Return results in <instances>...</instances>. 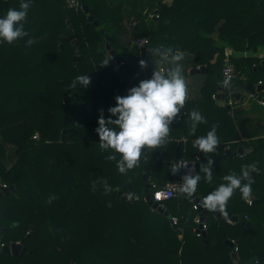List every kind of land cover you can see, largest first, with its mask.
<instances>
[{
	"label": "trees",
	"instance_id": "obj_1",
	"mask_svg": "<svg viewBox=\"0 0 264 264\" xmlns=\"http://www.w3.org/2000/svg\"><path fill=\"white\" fill-rule=\"evenodd\" d=\"M81 2L88 13L67 7L65 0H31L24 22L29 36L13 44L0 43V183L16 189L4 194L0 187V264H236L230 257L233 248L226 240L235 241L239 261L255 256L253 264H264V137L243 131L229 108L216 105L212 98L223 87L221 67L225 58L236 71L229 87L238 85L240 90L258 81L264 85V76L260 75L264 59L242 55L264 47V0ZM20 3L0 0V18L9 8L19 10ZM141 5L146 10L134 22ZM89 15L97 26L89 21ZM103 22L105 29L96 30ZM145 22H149L147 28ZM140 28L146 31L140 32ZM104 33L111 38L107 44L115 50L123 44L128 46L135 38L146 37V47H151L152 53L157 48L163 53L168 47L172 48L169 57L177 50L184 52L185 58L179 62L183 75L189 63L193 68L205 67L200 95L187 100L180 119L170 125L169 142L155 150L142 149L144 155L138 167L124 175L115 161L106 159L115 154L119 160L120 155L99 147L95 129L100 110L105 119L109 118L108 109L115 106V97L126 95L145 77L122 68L127 62L118 57L119 50L114 59L124 61L120 78L114 76L111 63L103 65L107 55L103 57L97 49ZM71 34L78 42V66L72 60L76 46ZM29 38L35 43L26 47ZM226 48L231 50L228 56ZM257 65L260 69H255ZM78 75L89 76L91 84L87 88L80 84L70 87ZM69 96L73 99L67 103ZM258 96L264 97V87ZM193 108L207 123L199 124L195 134L190 135L189 113ZM213 124H217L218 148L213 153H197L195 139L206 135ZM35 132L38 140L32 139ZM182 136L185 141H177ZM243 145L250 151L232 155ZM227 149L231 152L226 153ZM162 151V158H155ZM198 155L196 174L202 179L194 194L201 201L224 183L223 176L230 172L240 175L242 165L255 163V171L259 172L250 176L251 197L257 202L249 205L237 189L227 203V213H242L238 222L229 224L225 219L217 221L210 213L205 215V249L202 236L195 233L198 211L192 199L179 193L164 204L170 216L177 218V227L183 228L178 238L169 218L152 210L144 200L149 192L142 179L146 173L147 183L162 185L173 177L168 162ZM209 159L214 161L210 184L200 171ZM162 175L166 177L163 181ZM50 195L56 199L47 204ZM185 202L189 203L186 207ZM190 210L197 214L190 218ZM222 225L238 230L223 232ZM191 231L194 238L188 240ZM16 241L27 249L24 260L2 252V244Z\"/></svg>",
	"mask_w": 264,
	"mask_h": 264
},
{
	"label": "clouds",
	"instance_id": "obj_2",
	"mask_svg": "<svg viewBox=\"0 0 264 264\" xmlns=\"http://www.w3.org/2000/svg\"><path fill=\"white\" fill-rule=\"evenodd\" d=\"M31 7V0L25 2L21 0L19 10L9 8L6 15L0 18V43L13 44L14 42L29 36L24 29L27 13ZM35 43L33 38L26 41V47ZM172 48L168 47L163 53L157 48L153 54L159 56L157 67L153 68L151 78L141 79L138 86H133L127 90V94L115 97V106L110 107L109 118L105 119L103 110H100L98 127L95 129L99 137V147L102 150H111L119 154L109 155L107 160L115 161L120 174H127L129 170L138 167L141 157L144 155L142 149L155 150L165 146L169 142L171 132L170 125L181 114L186 101L189 99V89L187 81L183 75V65L179 63L185 58V53L177 50L175 55L169 57L167 53ZM109 59L103 62L107 66ZM140 67H147V62L141 60ZM172 64L173 67H166ZM231 77L222 81L224 87L230 86ZM80 84L87 88L91 84V78L87 75H78L71 82L70 87L75 88ZM111 117H116L112 119ZM190 135H194L199 124H206L207 120L200 111L193 108L189 113ZM115 125V127H109ZM217 124H213L211 130L206 135L199 136L194 141V147L203 153H213L219 146V138L216 135ZM214 161L209 159L206 165H202L200 171L204 173L203 179L206 183H211L213 179L212 165ZM185 165H173L171 172L176 174L180 167ZM256 164L242 165L241 174L235 172L222 177L224 183L219 184L213 191L209 192L201 201L203 208L220 212L227 217V203L239 189L241 198L251 202L252 183L250 170H255ZM194 168L182 177L183 183L179 185V193L183 196L191 197L196 191L202 177L200 174H193ZM246 181V183H242ZM95 191V187H93ZM108 191H111L109 188ZM157 198L163 195L158 192ZM56 197L50 195L46 201L51 204ZM110 206V205H109Z\"/></svg>",
	"mask_w": 264,
	"mask_h": 264
},
{
	"label": "water",
	"instance_id": "obj_3",
	"mask_svg": "<svg viewBox=\"0 0 264 264\" xmlns=\"http://www.w3.org/2000/svg\"><path fill=\"white\" fill-rule=\"evenodd\" d=\"M83 10H84L85 13H88V8H87V6L85 4H83ZM145 10H146V7L144 5H141L138 8L137 13H136L133 21L136 22L142 16V14L145 12ZM88 19H89V21H92L94 26L98 25L97 21L93 20L92 16L89 15ZM68 20H69V16H67V21ZM71 27L73 28L72 24H71ZM64 36L65 35H61V37H64ZM105 36L107 37V34ZM71 37H72V40H71L72 43H74L75 46H76L75 53H74V55L72 57V60L76 63V66H78L79 65V61H80V55H79L78 48H77L78 42L75 39V34H71ZM105 49H106V51L109 54H111L113 56H115V54L117 52V50L111 48V46L109 44L105 45ZM162 51L163 50L160 49L161 53H162ZM260 65H257V67L255 69H260ZM112 69H113V73H114L115 77H119L120 78L122 76V70L120 69L119 65L117 64V60L116 59H114L112 61ZM204 70H205V68L203 66H200L199 68H192L190 70V74L192 75V74H195V73H199L200 71H204ZM253 86L254 85L252 83H247L246 84V90L253 91L254 90ZM263 87H264L263 84L256 85V90L260 91L261 89H263ZM226 88L227 87H224V86L222 87L223 90L226 89ZM230 97L238 98L239 94H235L234 95V93H231L230 96H226V93H221V94H217V98L216 99H218V100L221 99V100H223V102L228 104ZM72 99H73V96H69L66 99V102L68 103V102L72 101ZM26 121H27L26 118L23 119V122H26ZM19 122H21V121H18V123ZM248 151H249V149L243 150V148L241 146H239L236 149V151H234V152H231V150L227 149L226 153H230L231 152L232 155H236V154L242 155L243 153H247ZM198 152H200V151L198 150ZM163 153H164V151H162L161 154L159 156H157L158 160L161 159ZM197 157L200 158V155H198ZM142 159H143V157H141V160ZM167 165H169V163H167ZM258 174H259V172L255 171V170H251L250 171V176H252V175L256 176ZM142 179L145 182V187H144L145 191H147L148 188H149V183L146 182L147 179H148L146 173L143 174ZM15 190L16 189L13 187V185H9L7 188L1 189V193L8 194L9 192H14ZM123 197L127 198V195L124 194ZM190 198L192 199L193 203L197 204V211H198L199 219H200L201 223L204 222L205 215L207 213L212 214L217 219V221H220L221 219L226 218L224 215H222L218 211L212 212V211H209V210H204L202 208L201 204H200L201 200H200L199 196H196L195 194H193ZM144 200L147 202V204L151 207L152 210H156V211L162 213L164 216L168 217L170 222L172 223V218H171L170 214L165 209H162L160 206H157L156 203H153L149 199V194L145 195ZM254 202H257V199H254ZM227 217H231L232 220H235V218H236L234 215H231L230 213H227ZM200 227H201V225H199L198 229H196V233L199 232ZM3 228L4 227H2V229ZM172 228L175 229L177 234H181V229L178 228L176 224L172 223ZM30 229L33 230V227L31 226ZM201 236L203 238V248L205 249L206 248V242H207V240H206V231H201ZM226 244H228V246H230V247L233 246V244H232V242L230 240H226ZM1 249H2V252L11 253L12 255H18V256L22 257L23 260L25 259V257L23 256V253H24V251L27 250L24 246H22L21 242H19L18 244L11 243L10 245H3ZM230 257L233 260V262L236 263V264H248V263L249 264H253L255 262V260L257 259L254 256L249 261H239V256H238V253L236 251H231L230 252Z\"/></svg>",
	"mask_w": 264,
	"mask_h": 264
},
{
	"label": "built area",
	"instance_id": "obj_4",
	"mask_svg": "<svg viewBox=\"0 0 264 264\" xmlns=\"http://www.w3.org/2000/svg\"><path fill=\"white\" fill-rule=\"evenodd\" d=\"M65 3L67 5V7L69 8H74V9H83V4L81 2V0H65ZM150 16H154L157 17V15L154 14H150ZM134 44H136L138 47L143 48L146 47L149 44V41L146 37H138L135 38V40L133 41ZM229 51L225 50V54L228 56L229 55ZM107 59H109V63L112 64V61L114 60V56L111 54H107ZM117 64L119 65V67L124 65V61H117ZM200 66L197 65L195 68H199ZM221 75L224 79L231 77V82H233V80L236 77V71H235V66L234 64L228 59L225 58L224 64L221 67ZM256 85H261V81H258L257 84H254V90L253 91H249L248 92V98H257L258 101L264 105V100L258 98V92L256 90ZM212 98L216 99L217 96L216 94H212ZM231 103V100L229 98V102L228 104ZM177 119H180V115L177 117ZM32 139L38 140L39 139V134L38 132H35L32 135ZM183 140H185L184 138H182ZM199 158L197 156H195V158H185V157H179V158H175L173 159L170 163H169V168L171 171V167L173 165H185L187 164V168L184 167H180L178 169V171L176 172V174H173V177L167 179L162 185H158L155 182H151L149 184V188L148 190L150 191L149 194V199L153 202L156 203L157 206H160L162 209H165V202L168 201L169 199H171L172 197H175L179 194V185L183 183L182 177L186 174H188L190 172V169L194 168V172L193 174H196L197 172V162H198ZM0 187L3 188H7V184L1 182L0 183ZM158 192H162L163 195H161L159 198H157V193ZM251 199V202L246 201L249 205H251L253 203V199ZM195 209H197V204L194 203L193 206ZM246 218V216H244ZM172 218V223L176 224L177 223V218L176 217H171ZM195 223H197V228L199 227V225H201L199 232L196 233V229H195V233L197 235H201V231H206V225L205 223H201L200 219H199V214L194 218ZM225 221L229 224H234L236 222H238L239 220H232L231 217H226ZM28 233V232H27ZM233 244L232 248L233 251H237V246L234 240H230ZM19 241H16L15 244H18ZM4 244L1 245V247Z\"/></svg>",
	"mask_w": 264,
	"mask_h": 264
},
{
	"label": "crops",
	"instance_id": "obj_5",
	"mask_svg": "<svg viewBox=\"0 0 264 264\" xmlns=\"http://www.w3.org/2000/svg\"><path fill=\"white\" fill-rule=\"evenodd\" d=\"M262 48H264V47H262ZM262 48H259V50ZM227 49L230 52V49L229 48H227ZM259 50L256 53L245 52L242 55H244V56L245 55H256L258 57L264 58V55L262 53H260ZM258 52H259V54H258ZM130 57H131L132 61H130L129 65H130V69L132 70L134 75H137V76L142 75L145 78H151V74H152L153 69H150L148 67L141 68L140 64L138 63V58L135 56V64H134V63H132L134 61L133 55L130 54L129 60H130ZM139 57L142 60L143 57L140 54H139ZM148 61H150V59ZM166 67L170 68V66L168 64ZM192 68H193L192 65L190 66V63H189L188 68L186 70V73L184 74V77L187 81V85H188V89H189V99H196L200 95V86L205 79V77H204V71L205 70L191 75L190 70ZM241 79L244 80L245 77H242ZM253 85H254V83H253ZM229 89H230V87H227L224 90L222 89V87L219 88L218 91L215 92L216 96H217V94H221V93H226V96H230L231 93H234V95L239 94V97L238 98L230 97V100H231L230 104H226L221 99L220 100L215 99L214 103L216 105L227 106V108H229V114L233 118L234 122L243 131L247 130V131L251 132L253 135H255L254 137H264V105H262L258 101L257 98H252L253 100H248L249 98L247 96H248L249 91L246 90V88L240 89L238 92L227 93V91ZM260 97L261 96H258V98H260ZM260 99L264 100V97H261ZM205 104H206V101H205L204 105ZM182 138H184V137L182 136L177 141H185ZM241 147L243 148V150L249 149V151H250V149H251V148H246L244 145ZM229 150H231V149H229ZM197 153H199L198 149H197ZM163 154H162V156H163ZM253 202H254V200H253ZM223 219H225V218H223ZM178 235L181 236V234H178Z\"/></svg>",
	"mask_w": 264,
	"mask_h": 264
},
{
	"label": "rangeland",
	"instance_id": "obj_6",
	"mask_svg": "<svg viewBox=\"0 0 264 264\" xmlns=\"http://www.w3.org/2000/svg\"><path fill=\"white\" fill-rule=\"evenodd\" d=\"M148 25H149V22H145V28H147L148 27ZM103 30V29H105V24H104V22L103 23H101L98 27H96V30ZM139 31L140 32H145L146 31V29H143V28H140L139 29ZM108 34V33H107ZM105 35H106V33H104L103 34V36H104V38H102V40L100 41L101 43H103L102 45H100V42H99V45H98V47H100V48H98L97 49V51H101V55L103 56V57H105L107 54H108V52L106 51V49H105V45L107 44V43H110V41H111V38L110 37H105ZM127 44H123L122 46H120V47H118V49L117 50H119L120 52L118 53V57L119 58H123V59H125L126 60V62H127V65L125 66V67H122L123 69L124 68H128V69H130V65H129V63H130V61H132L131 60V57H130V60H129V56H130V54H132L133 55V57H134V61L132 62V63H134L135 64V56L138 58V63L141 61V59H140V57H139V54L143 57L142 58V60H144V61H146L147 62V67L148 68H150V69H153V68H155V67H157V61L159 60V56L158 55H154L152 52H151V47H144V48H139V47H136L134 44H133V42H132V40H131V42L129 43V45L128 46H126ZM226 50H228L227 48H226ZM230 52H231V50H230ZM259 52L260 53H262L263 55H264V48H262V49H260L259 50ZM259 52H258V54H259ZM261 58V57H260ZM150 59V61H148ZM262 59H264L263 57H262ZM140 64V63H139ZM169 65V64H168ZM167 66V65H166ZM260 75H263L264 76V71L260 74ZM135 76V75H134ZM129 79V82L130 83H134V80L132 79V78H128ZM239 91V86L238 85H236V86H231L230 87V89L227 91V93H230V92H238ZM245 93V92H244ZM248 100H253L252 98H249ZM159 155V154H158ZM157 155V156H158ZM157 156L155 157V158H157ZM165 176L164 175H162V178H161V181H163V180H165ZM217 178V177H216ZM220 180V179H219ZM148 192H150L149 190H148ZM167 203V205H168V202H166ZM186 204H188L189 205V203H186L185 202V207H186ZM197 214V212L196 211H189V213H188V216L191 218V217H193V216H195ZM241 214L242 213H238V214H234V216L236 217L235 219L236 220H239L240 219V217H241ZM215 218V217H214ZM209 221L211 222V223H213V218L211 217V216H209ZM195 226V225H194ZM183 229V228H182ZM181 229V230H182ZM215 229V228H214ZM222 230H224L223 232H227L228 230H235V231H237L238 230V228H236V227H234V226H232V225H222ZM212 231H213V228H212ZM194 232L193 231H191L190 232V235H189V237H188V240H191V239H193L194 238V234H193ZM179 236V235H178ZM178 238H180V236L178 237ZM211 240H212V238H211ZM225 242V241H224ZM213 242L211 241V243H210V245L212 244Z\"/></svg>",
	"mask_w": 264,
	"mask_h": 264
}]
</instances>
